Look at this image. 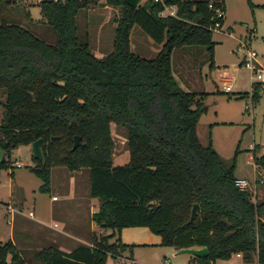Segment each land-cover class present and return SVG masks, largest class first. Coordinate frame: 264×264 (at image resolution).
<instances>
[{
	"label": "trees",
	"instance_id": "trees-1",
	"mask_svg": "<svg viewBox=\"0 0 264 264\" xmlns=\"http://www.w3.org/2000/svg\"><path fill=\"white\" fill-rule=\"evenodd\" d=\"M91 5L97 0L39 1L53 42L18 23L0 22V167L17 145L40 138L45 161L34 158L33 167L40 189L48 190L53 166L87 168L90 195L99 201L93 218L112 232L94 234L92 246L69 252L42 247L33 260L8 240L0 244V264H105L108 253L124 246L108 237L135 225L148 226L176 250L204 246L207 253L192 255V264H215L232 253L264 264V198L235 186L232 161L225 163L210 143L200 144L195 125L205 92L183 89L172 70L173 51L185 45L202 46L213 65L210 36L213 23L223 21L213 7L224 12L223 0H142L137 7L105 0L120 16L114 17L112 50L103 57L87 35H78L77 15ZM166 6H175V13L162 14ZM134 24L160 45L154 56L131 49ZM260 87L264 79L252 83V102ZM112 124L124 131L125 163H113ZM74 135L83 146L73 148ZM252 161L264 167V147ZM192 203L198 209L187 223Z\"/></svg>",
	"mask_w": 264,
	"mask_h": 264
},
{
	"label": "rangeland",
	"instance_id": "rangeland-1",
	"mask_svg": "<svg viewBox=\"0 0 264 264\" xmlns=\"http://www.w3.org/2000/svg\"><path fill=\"white\" fill-rule=\"evenodd\" d=\"M39 1L0 2V22L18 23L49 42L55 41V34L41 23L44 18ZM104 1L97 0V5H91L88 12L82 9L77 15L79 37L83 39L87 35L92 50L100 57L112 50L116 25L114 17L120 16L119 8H104ZM210 38L213 41L212 66L208 65L207 53L202 46L185 45L173 51L172 70L175 76H178L179 69L186 75V79L176 76L180 87L205 92V110L195 125L200 144L210 143L225 163L232 161L235 177L253 181L264 175V167H257L252 161V156H258L264 147V90L258 88V98L254 102L250 100L249 93L252 83L258 80L255 74L262 69L256 63L257 69H247L241 60L247 51L252 50L258 63L264 66V0H224L223 21L219 28L212 30ZM129 40L131 49L145 57L154 56L160 48L137 24L132 26ZM223 82L229 86L228 92L222 91ZM4 97L5 92L0 88V120ZM111 136L113 162L121 163L122 157L128 161L123 129L112 124ZM5 157L7 162L0 167V244L11 239L12 228L17 223L14 212L7 208L9 203L16 204L23 215L33 210L34 220L51 226L54 221L59 222L49 211L50 192L40 189L42 181L33 171L36 161L30 144L17 145ZM16 163L21 166H16ZM62 169L68 171L63 166H54L50 182L51 185L54 182L53 185L60 191L69 183L68 174L64 178L59 176L58 172ZM81 171L89 173L87 168ZM87 177L85 183L89 184ZM254 193L255 200L263 199L264 184L256 185ZM97 226L95 229L102 231L97 232V236L112 232L110 228ZM116 240L124 246L118 247L115 254L108 253L105 264H131L132 259L147 264H166L165 258H169L168 264H192L191 254L176 253L174 246L163 244L160 234L148 226H126L108 237L109 242ZM70 242L84 244L75 238H71ZM22 252L33 260V251L22 249ZM215 264H256V260L253 257L246 261L232 253L227 259H216Z\"/></svg>",
	"mask_w": 264,
	"mask_h": 264
},
{
	"label": "crops",
	"instance_id": "crops-1",
	"mask_svg": "<svg viewBox=\"0 0 264 264\" xmlns=\"http://www.w3.org/2000/svg\"><path fill=\"white\" fill-rule=\"evenodd\" d=\"M103 7L110 8L112 6L103 5ZM171 7L175 9V6ZM115 8L116 7H114V9ZM166 11L167 10H165V12ZM94 53L97 57H100L96 52ZM182 75V78L186 79L185 73H182ZM120 162H127L126 157H122ZM113 163L121 164L115 162ZM64 170L65 169H62V171L58 172V174L61 176V178H64V176L68 174V185L62 186V190L60 191L56 185H53L54 182H52V185L50 184L48 188V191L51 194V205L49 211L52 217L58 218V223L54 221L52 226L50 224H45L43 222L34 220L33 210L29 211L32 212L31 215L29 212L28 215H23L22 211L16 204L9 203V205H7L8 209L11 208L9 209L10 212H14L15 219L17 218V223H15L14 227L12 228L13 235L10 240L22 254H24L22 249L31 250L34 252L35 250L46 246H55L66 252L71 251L78 245L92 246L91 238L93 235L97 232H102L100 228L99 230L95 229V227L99 226H97V224L94 222L93 216L98 210L99 201L96 197H92L90 195L89 184L85 183L86 175L89 177V174L84 173L81 171V169L73 171L67 169V172ZM53 171L54 166L50 171V182L52 181ZM53 196L56 198H53ZM59 196L62 198L60 199ZM46 238H48L49 241ZM71 238H75L77 241H80L84 244L74 245L70 242ZM233 254L236 257H241L235 253ZM132 262H135L134 259L131 260V264Z\"/></svg>",
	"mask_w": 264,
	"mask_h": 264
},
{
	"label": "built area",
	"instance_id": "built-area-1",
	"mask_svg": "<svg viewBox=\"0 0 264 264\" xmlns=\"http://www.w3.org/2000/svg\"><path fill=\"white\" fill-rule=\"evenodd\" d=\"M56 1V0H54ZM208 7H212V4L209 2L208 3ZM165 10H167L165 12ZM213 12L215 14L216 17H220L223 15V12L221 10L220 7H213ZM175 13V9H173L171 6H166L165 9L163 10L162 14H174ZM213 26L214 28H219L220 27V23L218 21H215L213 23ZM241 62L243 63V66L247 69H250V70H254V69H257L255 68V63L257 64L258 67H260L262 69V72L258 71L256 74H255V77L256 79L258 80H263L264 79V66L261 65L260 63H258V61L256 60V54L254 51L252 50H249L245 53V55L243 56ZM226 80H224L225 82ZM223 82L222 84V91L224 92H228L229 91V86L227 84H225ZM245 108H247V105L245 106ZM16 166H21L20 163H16ZM255 179L253 181H248L247 179L245 178H239V177H236L234 179V184L235 186H237L239 189H247L248 191H252L254 192L255 190ZM258 182L261 183V182H264V175H261L260 178H258ZM53 198H56L55 196H53ZM11 209V208H9ZM29 214L31 215L32 212H29ZM262 221L264 222V217L262 218ZM237 255H240V253H235ZM164 262L167 264L169 262V258H165Z\"/></svg>",
	"mask_w": 264,
	"mask_h": 264
},
{
	"label": "water",
	"instance_id": "water-1",
	"mask_svg": "<svg viewBox=\"0 0 264 264\" xmlns=\"http://www.w3.org/2000/svg\"><path fill=\"white\" fill-rule=\"evenodd\" d=\"M40 1L41 2H52L53 0H40ZM123 1L126 2L127 4L133 6V7H137L142 2V0H123ZM83 145H84V143L81 142L80 136L74 135L73 148H75L77 146H83ZM30 149H31L33 158L38 159L41 162L45 161L44 152H43L42 143H41L40 138H37L30 143ZM0 156H2V151H0ZM197 209H198L197 204L192 203V205L190 207V211H189V217L186 221L187 223L192 221V218H193L195 212L197 211ZM176 253H188V254H191L194 256H204L207 253V250L204 246H201V247H185V248L177 249Z\"/></svg>",
	"mask_w": 264,
	"mask_h": 264
}]
</instances>
